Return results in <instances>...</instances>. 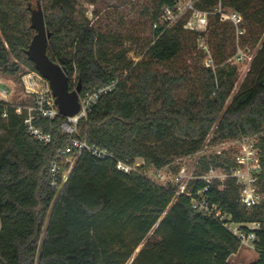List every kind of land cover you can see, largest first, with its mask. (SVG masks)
Returning a JSON list of instances; mask_svg holds the SVG:
<instances>
[{
	"label": "trees",
	"instance_id": "16d2710c",
	"mask_svg": "<svg viewBox=\"0 0 264 264\" xmlns=\"http://www.w3.org/2000/svg\"><path fill=\"white\" fill-rule=\"evenodd\" d=\"M29 2L0 0V70L7 75L19 72V64L37 73L25 54L34 34ZM40 2L51 34L47 55L65 68L69 89L80 83L83 97L119 82L77 122L75 134L62 131L67 119L61 116L33 121L50 135L48 144L27 133L26 111L19 115L15 106L0 101V264H129L143 241L130 264H228L239 240L218 220L193 211L188 196L154 183L143 170H160L199 153L211 133L213 141H225L264 132V0L222 1V7L242 17L241 41L260 43L229 103L234 67L229 72L201 67L197 84L183 97L177 95L188 70L174 69V64L190 32L184 30L183 18L167 29L160 24L153 28L163 8H173L175 0L155 1L152 43L145 59L137 62L127 59L126 49L110 50L107 35L77 11L79 0ZM217 2L196 0L194 6L206 10ZM224 20L213 16V36L228 35ZM216 44L222 53L225 40ZM70 138H85L113 158L81 152L63 188L56 190L50 186L51 164L57 162L60 173L68 168L60 156H66L62 151ZM70 149L69 154L75 151ZM136 159L143 161L136 171L116 169V161L133 166ZM232 165L217 156L202 157L195 176L216 168L229 172ZM205 187L199 179L187 184L192 194ZM259 189L263 198L253 207L239 205L238 186L231 178L214 179L206 192L210 203L233 222L260 224L253 242L258 259L251 264H264V172Z\"/></svg>",
	"mask_w": 264,
	"mask_h": 264
},
{
	"label": "rangeland",
	"instance_id": "374dc122",
	"mask_svg": "<svg viewBox=\"0 0 264 264\" xmlns=\"http://www.w3.org/2000/svg\"><path fill=\"white\" fill-rule=\"evenodd\" d=\"M35 1L30 0V2ZM155 1L114 0L113 3H108L106 0H79L77 11L90 25L107 35L110 50L126 49L128 51L127 59L134 62L139 61L145 55L149 45L152 43L153 28L150 19L151 12L156 7ZM213 16L215 14H210L206 19L193 18L190 14L188 17L182 16L184 20L183 28L190 33L186 34L185 38L181 41L182 49L178 54L174 69H181L182 71L187 69L188 71L185 73H188V80L184 85L179 87L177 95L183 97L190 88L197 84L196 79L199 76L201 67L211 70L224 68L227 72L230 71L231 67H234L235 74L233 77L235 84L227 102L229 103L242 84L251 62L260 47V43L251 45L248 42L241 41V33H244V31L240 29V25L239 27H235L226 19L222 23L227 27L228 35L219 34V36H213L211 24ZM173 25L175 23L170 27ZM221 38L225 40V47L222 53H217L215 50L216 41ZM143 58L145 59V57ZM11 59L13 60L12 57ZM19 66V72L14 75L4 74L0 70V101H4L16 108L31 107L35 99V94L31 91L42 92L49 87L44 79L32 75L36 85L32 86V90L26 89L23 78L24 74L29 73V70L21 64ZM261 136L262 134H258L255 139L259 148L264 144V138L261 139ZM230 140H226V142ZM226 142L213 141L211 133L199 153L182 157L178 162L173 160L160 170L151 168L144 169L143 172L156 184L176 188L172 184V179L180 168L185 167L187 180L190 177H195L198 160L202 157L217 156L221 161L230 160L232 162V156L238 150V147L236 144ZM136 164L139 167L143 164V161L136 159ZM227 173L221 168H216L205 175H211L214 179L222 181ZM160 176L163 178H160ZM144 243L145 241L135 250L130 262L137 255ZM257 259L258 253L254 246L241 244L238 252L228 259V264H251Z\"/></svg>",
	"mask_w": 264,
	"mask_h": 264
},
{
	"label": "built area",
	"instance_id": "2783aa9c",
	"mask_svg": "<svg viewBox=\"0 0 264 264\" xmlns=\"http://www.w3.org/2000/svg\"><path fill=\"white\" fill-rule=\"evenodd\" d=\"M222 1L223 0H218L216 6L213 8L199 10L194 6L195 0H175V6L173 8H163L159 17V22L158 24L155 23L153 28H157L160 24L167 29L181 19L186 13L190 14L193 18L199 19H206V17L210 14L220 15L233 26L239 27L242 22L241 15L236 11L222 7ZM24 75L23 83L28 90H32V86L36 85L35 79H33L32 75L41 79L39 74L31 71ZM118 82L119 79H115L109 84L104 85L83 97L79 96V111L74 117L66 118V122L61 125L62 131L68 135L75 134L77 122L79 120H85L99 98L113 92ZM31 92L35 94L33 105L31 107H18L16 108V113L20 115L22 111H26L24 125L27 133L39 142L48 144L50 142V135L44 134L39 128H36L33 121L40 119L53 120L59 116L58 110L54 104V98L51 95L49 88L42 92ZM258 134H262L261 139L264 138V132H261L251 136H244L235 140H230L228 142H226V140L222 141L223 143L226 142L229 144H236L238 147V150L232 156L233 165L222 179V182H224L227 178L234 179L236 185L238 186V203L242 207L256 206L260 204L263 198L259 189V177L264 172V152L261 147L259 148L255 141ZM69 142L70 146L66 147L62 151V153L64 155L66 154V156H60V158H63V162H66L65 164L68 165V168L60 173V166L58 163L54 162L51 164L50 186L56 190H61L63 188L68 179L69 172L81 152L87 151L90 155L97 159L113 158L112 153L106 149L88 145L85 138L81 140L70 138ZM71 147L74 148L75 151L69 154ZM179 160L180 158L176 159V162ZM137 167V164L130 166L121 161H116V169L123 173L128 174L132 171H136ZM59 173L60 175H58ZM160 178L163 177L160 176ZM194 179L204 181L206 183V187L203 190H199L192 194L187 189V184L190 180ZM213 180L214 177L211 175L190 177L187 180L185 167H182L173 177L172 184L176 186V195H186L190 198L191 208L193 211L205 217L218 220L228 232L239 240L241 244H249L253 246L255 231L260 228V224L235 223L232 221L230 216L221 212L218 205H212L206 195V192Z\"/></svg>",
	"mask_w": 264,
	"mask_h": 264
},
{
	"label": "water",
	"instance_id": "95a60500",
	"mask_svg": "<svg viewBox=\"0 0 264 264\" xmlns=\"http://www.w3.org/2000/svg\"><path fill=\"white\" fill-rule=\"evenodd\" d=\"M27 9L30 13V28L34 31L25 50L27 59L33 63L39 76L47 82L59 116L63 118L74 117L79 111L78 98L81 85L78 83L70 90L65 68L47 55L48 41L51 34L45 24L40 0L29 2Z\"/></svg>",
	"mask_w": 264,
	"mask_h": 264
}]
</instances>
